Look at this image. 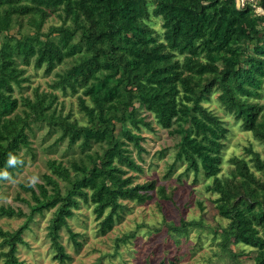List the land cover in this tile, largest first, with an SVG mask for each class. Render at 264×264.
<instances>
[{
	"label": "trees",
	"instance_id": "16d2710c",
	"mask_svg": "<svg viewBox=\"0 0 264 264\" xmlns=\"http://www.w3.org/2000/svg\"><path fill=\"white\" fill-rule=\"evenodd\" d=\"M259 4L264 9V0ZM52 12L60 21L45 28ZM151 15L162 20L161 37L149 22ZM18 17L27 18V32H10ZM260 24L264 14L248 0L240 6L236 0H0V182L20 168L19 150L29 144L32 122L46 123L59 131L58 140L83 152L68 164L49 159L43 181L24 186L31 197L28 214L0 206L1 215L28 218L16 230L0 227V247L7 246L0 251L2 264H28L17 251L27 245L23 233L35 213L52 210L46 235L53 258L62 264L71 256L60 230L67 229L76 248L81 245L68 222L81 203L91 207L97 231L104 232L124 209L123 199L150 197L154 182L133 183L122 168L141 170L127 148L144 151L140 130L150 128L151 121L141 110L179 135L177 157L188 169L211 178L206 189L216 194L218 213L228 220L225 239L250 246L252 264H264V179L249 164L264 171V158L248 147L250 158L231 156V174L219 176L228 128L202 103L217 91L218 102L242 130L264 142V103L253 100L264 88ZM67 59L72 64L52 86L81 90L84 124L53 107L55 92L35 88L32 99L14 95L15 87L28 80L23 66L32 61L50 73ZM93 144L99 148L90 151ZM129 236L119 237L116 247ZM154 264L176 262L162 258Z\"/></svg>",
	"mask_w": 264,
	"mask_h": 264
},
{
	"label": "rangeland",
	"instance_id": "374dc122",
	"mask_svg": "<svg viewBox=\"0 0 264 264\" xmlns=\"http://www.w3.org/2000/svg\"><path fill=\"white\" fill-rule=\"evenodd\" d=\"M248 1L253 4L257 14H264L260 0ZM236 2L240 6L243 0ZM56 14L57 12L50 14L45 28L48 24L60 21ZM26 20L27 18H14L10 32H27L30 28ZM149 22L161 37V18L151 15ZM260 26L264 27V24ZM215 62L221 64L219 59ZM71 64L72 60L67 59L55 66L50 73H46L45 66L37 68L31 61L30 65L23 66L28 80L15 87L14 95L32 99L35 88L39 91L55 92L57 100L53 107L62 115L68 114L71 119L86 123L87 118L79 107L78 95L81 90L77 93L70 90L64 92L61 88L52 86L58 74L63 73ZM253 100L264 103V88L260 89V95ZM202 103L218 114L228 128L223 141L219 176L231 174V156L249 159L250 155L246 151L248 147L258 151L264 158V142L242 130L240 121L227 113L218 102L217 91L211 93ZM22 108L20 106L17 112H21ZM140 114L151 121L150 128L143 127L140 130L144 137L141 140L144 151L138 154L131 144L127 148L129 154L140 164L141 170H132L125 166L122 168L123 175L133 176V183L154 182V189L148 192L150 197L145 202L123 199L124 209L114 219L111 228L104 232L97 231L98 221L91 207L81 203L79 208L74 209V215L68 219L70 228L77 233V240L81 245L76 248L67 229L62 228L60 240L71 256L62 264H154L162 258L165 261L173 259L176 264H252L255 254L253 248L224 237L223 230L227 228L228 220L218 213L214 201L216 194L206 189L211 178L202 174L196 175L194 170L187 168L185 160L177 157L179 135L172 128L158 125L147 111L141 110ZM27 131L29 144L19 150L20 168L16 170L15 176H7L0 182V206L15 210L20 208L24 214L29 213L27 200H31L30 192L24 186H34L43 181L42 175L50 173L47 161L57 159L68 164L72 158L83 154L80 146L68 147L66 141L58 140L59 131L46 123L32 122ZM96 148L99 145L93 144L90 151ZM249 164L257 176L264 179V171H257L253 163ZM59 182L63 186L64 182L60 179ZM51 213L52 210L35 213L33 219H29V228L23 233L27 245L20 244L17 251L18 257L28 264H61L53 258L54 249L46 235ZM27 219L24 215L0 214V227L16 230ZM126 234L130 235L127 241L119 242L116 247L118 238ZM1 250H7V246L0 247ZM2 263L3 257H0V264Z\"/></svg>",
	"mask_w": 264,
	"mask_h": 264
}]
</instances>
